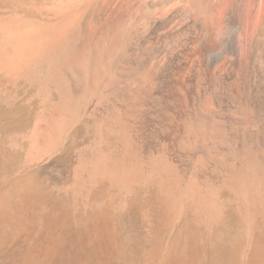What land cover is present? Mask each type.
I'll use <instances>...</instances> for the list:
<instances>
[{
    "label": "bare ground",
    "instance_id": "1",
    "mask_svg": "<svg viewBox=\"0 0 264 264\" xmlns=\"http://www.w3.org/2000/svg\"><path fill=\"white\" fill-rule=\"evenodd\" d=\"M9 9L0 12V76L40 101L32 151L59 148L79 124L86 135L71 207L110 213L146 186L163 230L185 219L207 232L229 191L246 234L240 264L252 252L264 264V249L258 257L252 247L264 229V0H22ZM25 204L38 233L60 212L48 195ZM94 222L98 238L106 221Z\"/></svg>",
    "mask_w": 264,
    "mask_h": 264
},
{
    "label": "rangeland",
    "instance_id": "2",
    "mask_svg": "<svg viewBox=\"0 0 264 264\" xmlns=\"http://www.w3.org/2000/svg\"><path fill=\"white\" fill-rule=\"evenodd\" d=\"M16 1L22 0H0V12L9 13ZM5 82L0 76V264L241 263L246 234L229 191L221 195L225 212L220 225L213 231L203 228L204 234L201 226L185 219L177 220L172 231L163 230L152 190L146 186H138L123 203L118 197L110 213L99 211L84 220L82 210L86 208L73 209L69 195L78 150L87 140L82 125L75 126L59 148L35 153L29 134L38 120L40 101L27 85L11 88ZM43 195L50 196L60 212H52V222L38 233L25 203L28 197ZM59 215L61 220L56 219ZM94 220L106 221L98 238L93 235V227H99ZM63 230L66 236L60 238L57 233ZM263 230L252 243L254 251L259 250L258 257L264 249ZM253 253L248 261L257 264Z\"/></svg>",
    "mask_w": 264,
    "mask_h": 264
},
{
    "label": "water",
    "instance_id": "3",
    "mask_svg": "<svg viewBox=\"0 0 264 264\" xmlns=\"http://www.w3.org/2000/svg\"><path fill=\"white\" fill-rule=\"evenodd\" d=\"M50 195V194H49ZM52 197H54L53 196V194L51 195ZM55 198L56 199H59V201L60 202H62L63 204L65 203V202H67V200H66V198H63V197H59V198H57L56 196H55ZM98 214V212H97V210H96V207L95 206H90V208L89 209H86V210H82V217H83V219L84 220H87V218H89L90 216H92V215H95V214ZM96 214V215H97ZM77 217H75V219H76ZM81 228H79V229H77V230H80Z\"/></svg>",
    "mask_w": 264,
    "mask_h": 264
}]
</instances>
